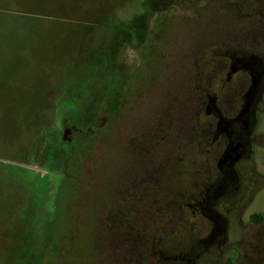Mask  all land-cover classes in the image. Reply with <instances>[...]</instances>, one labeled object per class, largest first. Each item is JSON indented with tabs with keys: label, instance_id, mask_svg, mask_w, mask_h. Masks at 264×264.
<instances>
[{
	"label": "rangeland",
	"instance_id": "rangeland-1",
	"mask_svg": "<svg viewBox=\"0 0 264 264\" xmlns=\"http://www.w3.org/2000/svg\"><path fill=\"white\" fill-rule=\"evenodd\" d=\"M7 1L0 0V264H93L89 202L138 165L120 150L128 151L129 139L155 118L162 119V136L180 148L193 115L187 107L195 95L193 58L236 36L264 50V39L253 43L250 34L255 6L253 0ZM102 45L117 50L106 66L127 71L116 106L101 92L103 75L93 73L105 64ZM110 79L115 89L119 77ZM88 90L104 97L97 110L94 96L87 105L97 122L89 116L71 135L69 152L56 130L76 108L83 116ZM128 98L138 102L129 111ZM250 141L246 181L253 201L243 209L236 264H264V89ZM54 144L66 155L53 162ZM252 210L262 221L248 223ZM217 262L215 255L205 260Z\"/></svg>",
	"mask_w": 264,
	"mask_h": 264
},
{
	"label": "flooded vegetation",
	"instance_id": "flooded-vegetation-1",
	"mask_svg": "<svg viewBox=\"0 0 264 264\" xmlns=\"http://www.w3.org/2000/svg\"><path fill=\"white\" fill-rule=\"evenodd\" d=\"M253 3L250 41L256 43L260 42L257 38L264 39V0ZM247 38L236 36L227 43L217 42L193 58L196 69L191 88L195 95L191 93L187 101L193 115L188 118L190 129L180 148L176 141L162 136V119L155 118L149 128L129 139L128 151L120 150L138 165L105 196L88 204L95 220L93 264H205L213 255L217 264L239 261L243 209L253 201L252 184L246 181L252 174L250 133L264 89V50L244 46ZM112 64L107 65L101 92L112 98L108 105L116 106L127 71L115 73L114 68H118ZM254 75L257 83L252 86ZM117 77V86L112 89L110 78ZM249 91L250 107L244 112ZM95 93L88 90L84 110L92 96L91 108L97 110L98 99L104 97ZM135 100L128 98L124 108L134 109ZM80 110L62 117L61 131L55 129V139L68 151L73 143L71 135L80 133L87 120ZM60 147L56 149L63 159L66 154ZM258 215L252 210L248 223L262 221ZM225 254L229 255L225 258Z\"/></svg>",
	"mask_w": 264,
	"mask_h": 264
},
{
	"label": "trees",
	"instance_id": "trees-1",
	"mask_svg": "<svg viewBox=\"0 0 264 264\" xmlns=\"http://www.w3.org/2000/svg\"><path fill=\"white\" fill-rule=\"evenodd\" d=\"M5 1H7V0H5ZM8 2V1H7ZM0 22H1V18H0ZM119 29H121V28H119ZM124 30L122 31V29L121 30H119L118 32H120V33H122L123 35H124V32H125V28H123ZM117 31V30H116ZM128 35H129V33H127V34H125L124 36H123V38L124 37H128ZM138 36H139V32H138ZM116 49V48H115ZM114 48L113 49H111V47H109V49L107 48L106 49V47H105V45H102V53H101V56L102 57H104V67L103 68H101V67H97V68H95L94 67V72L93 73H95V75L96 76H98V73H99V76L100 75H103V77H104V75L105 74H103V71H104V69L105 70H107V66H106V63L107 62H114L115 60H116V55H115V53H116V51L117 50H115ZM106 66V67H105ZM101 68V70H99ZM99 70V71H98ZM96 71V72H95ZM101 72V73H100ZM95 75H94V77H95ZM103 77H102V79H103ZM93 78V75L91 76V79ZM103 89H104V87L103 86H101ZM87 108V107H86ZM90 112H91V110H90V108H87L86 110H84V112H83V116L84 117H86V118H88L89 116H90ZM57 156L59 157V155H58V150L57 149H55L54 148V150L52 151V153H51V158H52V160H53V162H54V160L55 159H57ZM258 216H261V215H258ZM257 216V217H258Z\"/></svg>",
	"mask_w": 264,
	"mask_h": 264
},
{
	"label": "water",
	"instance_id": "water-1",
	"mask_svg": "<svg viewBox=\"0 0 264 264\" xmlns=\"http://www.w3.org/2000/svg\"><path fill=\"white\" fill-rule=\"evenodd\" d=\"M256 83H257V75H254L252 86H255ZM250 102H251V91H249L246 94V99H245L244 108H243L244 112L248 111V108L250 107ZM246 127H247V124H246ZM238 158H239V154L234 159L236 160Z\"/></svg>",
	"mask_w": 264,
	"mask_h": 264
}]
</instances>
